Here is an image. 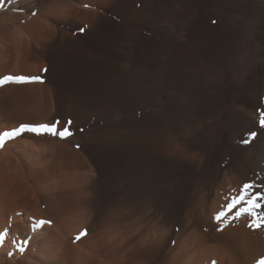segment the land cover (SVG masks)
Listing matches in <instances>:
<instances>
[{
    "label": "bare ground",
    "instance_id": "1",
    "mask_svg": "<svg viewBox=\"0 0 264 264\" xmlns=\"http://www.w3.org/2000/svg\"><path fill=\"white\" fill-rule=\"evenodd\" d=\"M117 2L0 0V81H4L0 83V134L27 126L14 137H4L0 146V263L22 264L23 257H27L38 242L39 247L48 241L54 244L48 249L54 260L63 253L59 247V222L52 221L54 217L49 218L50 225L41 228L38 222L45 212L41 213L40 207L38 211L27 212L26 206L16 198L20 195L17 194L21 174L16 173L14 167L28 144L25 133L50 121L48 116H55L52 99L46 106V117H42L43 110L38 105L40 81L48 68L51 47L58 37H71V26L86 28L89 42L109 54V67L114 69V74L106 73L108 76L96 77L84 85L80 91L83 100L90 109H98L105 117H116L119 123L137 131L143 140H151L152 145L144 154L159 183L182 189L192 166L212 151L230 155L226 169L218 174L223 180L240 181L250 163L264 160V130L247 144L257 113L264 114V0H164L163 9L161 5L160 9L148 10L152 13L151 19L163 22H159L162 28H158L163 32L154 29L149 35L132 34L123 50H118L123 45L122 27L111 19L112 15L111 18L107 15L108 7ZM105 28L112 29L114 37L108 36L104 42L102 35L101 39H94L91 32ZM9 76L14 79H4ZM19 76L29 79L19 82L15 79ZM31 77L40 79L36 81ZM259 123L261 125V121ZM43 148L46 150L45 146ZM27 219L35 235L30 247L21 251V242L25 243L28 232ZM230 232V239L226 240H232L240 254L233 249L229 254L224 249L226 243H222L225 239H221L222 247L206 246L211 257L219 258L218 264H236L233 260L237 259L250 264L263 253L262 247L246 242L245 234ZM65 243L62 246L74 264H146L128 254L130 250L114 253L113 247L106 248L107 244L95 254L86 250L89 247L82 249L80 245ZM185 255L175 254L162 264H202L206 260L191 261L193 257Z\"/></svg>",
    "mask_w": 264,
    "mask_h": 264
},
{
    "label": "rangeland",
    "instance_id": "2",
    "mask_svg": "<svg viewBox=\"0 0 264 264\" xmlns=\"http://www.w3.org/2000/svg\"><path fill=\"white\" fill-rule=\"evenodd\" d=\"M112 4L108 7L110 11L107 10V15L109 18L112 17L117 25H121L123 32L121 37L123 45L120 43L118 50H123L129 44L128 37L132 34L141 32L149 35L154 29L163 32L162 29L158 30L162 28L163 22L151 19L152 13L148 10L154 7L160 9L161 5L163 9L164 0H118L117 5ZM120 11L124 12L120 13ZM75 28L71 26V37H58L55 45L50 49L48 68L46 67L45 75L40 81L38 104L43 110L42 117L45 118L46 106L53 99L55 116H48L47 120L50 121H45L48 124L44 123L55 126L59 132L68 121H71L72 135L60 137L46 130L39 133L26 132L24 139L28 144L18 158V166L14 167L16 173L21 174L20 193L17 194L20 195L16 198L26 206L27 212L35 209L37 211L41 209V213L45 212L42 219L39 217V221H50L49 218L54 217L52 221L59 222L56 224L59 231V247L63 253H59L58 260H54L48 250L54 244L48 241L39 247L38 242L31 246L30 254L23 257L21 263L74 264L65 252L64 245L62 246V243L66 242L65 245L77 244L82 249L89 247L86 250L95 254L99 253V248L105 247L106 244V248L113 247L114 253L130 250L131 253L128 254H133L137 259L139 258L138 260L146 261V264H152L153 261H156L153 264H162L175 254L193 257L190 258L191 261H197L199 258L198 262L206 258L202 264H218L219 258L217 255V258L211 257L206 246L222 247L221 242L225 239L222 243H226L224 249L226 248L229 254L233 252L232 249L235 252L239 251L235 250L236 244L232 240H226V238L230 239L228 235L232 231V233L245 234L246 242L254 247L263 248V253L258 254L256 259L252 260L254 262H250V264L255 262L262 264L264 262V219H262L264 218V160L258 159L259 163L257 161L250 163L249 168L247 167L248 172L246 171L240 181L223 180L218 174L226 169L230 155L222 153L219 155L212 151L207 155L208 157L205 156L207 158L203 157L201 162H196L192 166L188 180L184 186H181L182 189L166 187L159 183L144 154L152 145L151 140L144 139V141V137L137 131L134 132L119 123L114 116H102L98 109H90L83 100L80 93L82 87L97 79L96 77L114 74V69L109 67L111 66L109 54L102 53L92 46L91 41L89 42L86 37L87 29L81 31L82 28L77 27V30ZM96 30L97 32L95 30L91 32L94 39H101L102 35L104 42L108 36L114 37L115 32L112 29ZM260 115L262 116L261 113H257V122L255 121L252 131L248 134L247 144L253 142L264 130L262 122L261 125L259 123L262 120ZM55 140L58 142L55 143ZM75 154L77 155L74 156ZM245 185L252 187L245 190ZM241 196L243 200H239ZM234 200H239V203L235 207H230ZM249 200H254L259 207L252 210V215L245 213L237 218V212L249 208L247 203ZM218 214H221L219 221L216 219ZM32 216L28 218L31 220ZM28 221L29 219L26 221L28 232L24 240L27 243L21 242V247L25 251L30 247L35 235ZM45 225L50 224L39 226L43 228ZM85 231L87 235L79 240L75 239ZM230 241L233 242L232 245H229ZM252 242L256 244L253 245ZM227 251L225 253L228 254ZM233 259L235 258L231 257V260ZM233 261L236 264H243L238 262V259ZM7 264L14 263L7 262Z\"/></svg>",
    "mask_w": 264,
    "mask_h": 264
},
{
    "label": "snow or ice",
    "instance_id": "3",
    "mask_svg": "<svg viewBox=\"0 0 264 264\" xmlns=\"http://www.w3.org/2000/svg\"><path fill=\"white\" fill-rule=\"evenodd\" d=\"M0 7H2V3H0ZM213 23H215V21H213ZM81 31H83V29H81ZM5 80H12L14 79L13 77H5ZM15 79L19 82H26L29 78L25 77V76H19V77H15ZM32 80H36L38 81L40 78L39 77H31ZM4 81H0V83H3ZM262 126H264V114H262ZM70 125H71V121H68L67 125H65V127L63 128V130L57 132L56 127L55 126H48V125H41L39 127H34L31 129V131L33 132H41L43 130H46L48 132H52L54 135H59L60 137H65V136H70L72 135V132L70 131ZM25 127L27 126H21V128H18L12 132H4L2 134H0V146H3V139L4 137H14L18 134H20L21 132L24 131ZM77 147H79L77 145ZM251 185H245V190L248 188H251ZM246 194V193H245ZM239 200H243V196H241L239 198ZM239 200H234L233 204L230 207H235L237 203H239ZM249 204V208L247 209H241L239 212L236 213V217L239 218L241 215L247 213L248 215H252L253 214V209L256 207H259V205H257L255 203L254 200H249L247 202ZM221 218V214H218L216 219L219 221ZM264 219V218H262ZM51 221H39L38 224L39 225H44V224H50ZM87 235V232H81L78 236L75 237V239L79 240L81 239L83 236ZM25 243H27V241H25ZM21 251H23V247H21L20 249Z\"/></svg>",
    "mask_w": 264,
    "mask_h": 264
}]
</instances>
